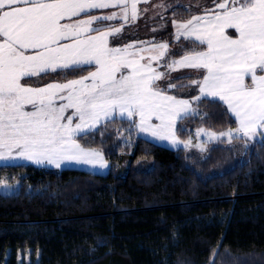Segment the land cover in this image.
<instances>
[{"label": "trees", "instance_id": "1", "mask_svg": "<svg viewBox=\"0 0 264 264\" xmlns=\"http://www.w3.org/2000/svg\"><path fill=\"white\" fill-rule=\"evenodd\" d=\"M84 67L53 78L92 68ZM169 74L159 87L193 107L176 124L180 139L235 131L222 101L180 87L199 74ZM133 121L112 118L78 136L104 153L107 173L0 165V181L18 185L0 190V264H264V137L172 149L142 136Z\"/></svg>", "mask_w": 264, "mask_h": 264}, {"label": "snow or ice", "instance_id": "2", "mask_svg": "<svg viewBox=\"0 0 264 264\" xmlns=\"http://www.w3.org/2000/svg\"><path fill=\"white\" fill-rule=\"evenodd\" d=\"M137 4L138 0H0V160L21 158L57 168L69 161L106 167L99 151L85 149L76 138L116 113L130 121L138 116L139 123H133L142 133L179 142L177 120L193 109L188 100L166 94L167 89L157 84L177 67L202 75L180 87L194 85L202 95L224 102L235 116V131L219 136L231 142L241 136L252 139L258 129L264 130V0H216L214 12L173 21L177 40L183 36L198 42L195 48H206L168 60L163 66L169 72L163 73L152 61L168 55L167 43L139 51H130L135 47L131 44L110 47L109 37L119 35L122 27L93 26L118 18L134 22ZM110 7L119 8V16L113 12L76 19L90 9ZM144 51L154 54L141 63ZM84 66L95 70L66 83H27L58 70H86ZM0 185L7 186L5 181Z\"/></svg>", "mask_w": 264, "mask_h": 264}, {"label": "rangeland", "instance_id": "3", "mask_svg": "<svg viewBox=\"0 0 264 264\" xmlns=\"http://www.w3.org/2000/svg\"><path fill=\"white\" fill-rule=\"evenodd\" d=\"M163 1V2H162ZM159 4H163L164 5V0H148V3H144L143 0H138V4H137V9H138V16L140 17V19L144 22V24H146V31L148 34V36L150 35H153L155 33H158V29L160 28L161 24H168V19H160L159 18V13H163V12H168V5L167 6H164V7H157V5ZM145 9H147L146 11H144ZM90 11L89 15L91 16H103V15H109V14H112L113 12L117 13V15L119 16V13H120V9L119 8H104V9H90L88 10ZM94 12V13H93ZM178 12V10H177ZM176 12V13H177ZM177 18L179 19H183L186 18L184 15L182 14H179L177 13V15H175ZM174 17V16H173ZM89 18V17H88ZM78 19V18H76ZM122 21H118L117 22L115 20L112 21V23H108L106 21H102V22H97V23H94V27L95 26H105L106 24H109V25H114L115 27H117L118 25L121 24ZM165 25V26H166ZM164 26V25H163ZM165 26L163 28H165ZM162 27V26H161ZM131 29V26L129 28H127V30H130ZM169 29V26L168 28ZM125 31H122L119 35L117 36H114V37H109V40L111 41H121L122 38L125 37H130L131 36V33H124ZM130 32V31H129ZM168 33V32H167ZM111 38V39H110ZM114 44H117V43H114ZM162 66V64L160 62L156 63L153 65V67L155 69H159L160 67ZM164 68V72H169V69L165 68L164 66H162ZM166 69V70H165ZM89 70H95L94 67L90 68ZM163 73V70L161 71ZM178 71H171V73H176ZM53 73L54 72H50V75L48 74H42L40 77H33V78H30L27 80V83L32 86V87H44L46 86L47 84L49 83H66L68 80H72V79H79L80 77L82 76H87L88 75V72L85 73V74H82L80 76H76V77H69V78H65V79H56V78H53ZM170 74L167 76V78H169ZM192 80H196L194 79L193 77L190 79V81ZM160 81L157 82L158 86H160ZM162 84V83H161ZM194 86V85H193ZM186 91H189V89H187ZM179 98V97H178ZM57 103H59V101L57 100ZM71 111V110H69ZM127 118L126 116H123L121 117L118 113L114 114L113 115V118ZM135 118V120L137 121V123H139V117H133ZM107 120H103L101 121L99 124L96 125L95 128L93 129H96L98 126H100L101 124L105 123ZM92 130V129H91ZM90 130H86V132H88ZM85 132V133H86ZM216 133L217 136L216 137H213V138H210L208 133ZM139 133L158 143V144H161V145H164L166 147H169V148H172V149H176V148H180V147H188L190 144L187 143L188 141L190 140H187V141H184L182 139L179 138V136L176 134V139L177 143H172L171 140H160L158 138H154L152 137L151 135L147 134V133H142L139 131ZM221 132H216V131H212V130H208V129H201L199 130V132L194 136V138H192V143L199 147V148H204L206 147L207 143L208 142H211L215 139H217L219 137V134ZM84 133H80L78 134L79 135H82ZM78 136H77V142L82 146L84 147L85 149H91V150H96V151H99L102 155H103V158L106 162V167H100L99 165H88V164H83V163H77V162H64L61 164V166L59 167L60 168H78V169H84V170H89V171H92V172H97V173H107L109 171V163L104 155V153L97 149V148H91V147H87V146H84L80 140H78ZM262 136L261 135H258L256 134L254 136V138L252 139H261ZM17 163H33V164H36V165H39V166H44V167H49V168H57L56 166L54 165H50L48 163H42V164H37V163H34V162H31V161H28V160H24V159H21V158H12V159H7V160H0V165H5V164H17ZM7 186H2L0 185V190L2 192H7V193H10V192H15L18 190V185H14L13 183H9V182H6Z\"/></svg>", "mask_w": 264, "mask_h": 264}, {"label": "crops", "instance_id": "4", "mask_svg": "<svg viewBox=\"0 0 264 264\" xmlns=\"http://www.w3.org/2000/svg\"><path fill=\"white\" fill-rule=\"evenodd\" d=\"M167 5L169 7L168 12L159 13V18L160 19H166L167 18L168 19V22H167L168 24L166 25V24L162 23L161 24L162 27L160 26V28L158 29V33H155V34L150 35V36H148V34H146L147 33V31L145 29L146 28V24H144V22L140 19L139 16L137 17V19L134 22L129 21L128 23H125L124 21L120 20L119 18L115 19L116 22H117V20L118 21H122L121 24L118 25L117 27H122V31H125L124 33H131V36L128 37V38L124 36V38H122V40L120 42L119 41H112V40L110 41L109 40V46L110 47H126L127 45L131 44V45H135V47L130 49V51H139L140 48H151L153 45H157V44H160V43H167L168 46H169L168 50H167L168 51V55L165 58H163V59H161L159 61L162 64V66L168 60L181 59L182 56L184 54H186V52H188V51L184 50V52H182L181 55L173 56L174 54H172V50H178V49L181 48V46L184 44V42H188V41H193L194 42V40L193 39H185L183 36H181L180 39L177 40L176 39V28L173 26V21L186 22L187 20H189L193 16H203L205 14L206 10L210 11V12H214V11L218 10L217 7H216V0H164V6H167ZM177 10H179V11L177 12ZM176 12L177 13H179V12L184 13V16L186 18H184V20L183 19L181 20V19L177 18L175 16V15H177ZM89 13H90V11H88L87 13H82L77 18L78 19H88V17L91 16V15H89ZM112 21H106V22L112 23ZM106 25H109V24H106ZM163 25L164 26L166 25L165 28H163L164 27ZM130 26H131V29L127 30V28H129ZM168 26H169V29H167ZM227 31L229 33L234 32L233 29H229ZM112 37H114V36H112ZM114 43H117V44H114ZM195 43H198V42H195ZM205 48H206V46H201L200 48L195 49V50H198V51L199 50H205ZM153 54L154 53H151V52H148V51L141 52L140 55H142L144 57V60H142L141 63H146L148 61V57L153 55ZM136 58H139V57H136ZM156 63H158V62L152 61L153 65L156 64ZM162 66L159 69H156V71L157 72H161L163 70V72H164V68ZM173 71H178V72L192 71V72H196L197 74L200 75V77H201L200 79H202L201 73L199 71H197V70H194V69H187V68H179V67H177ZM165 78H167V77H165ZM166 94L172 95V94H169V93H166ZM199 96L213 98L211 96H204L201 93H199ZM176 98H178V97H176ZM178 99L188 100V99L182 98V97H179ZM216 99H218V98H216ZM188 101L190 102V106L193 109L191 101L190 100H188ZM191 112L187 113L186 115L190 114ZM234 118H235V116H234ZM178 120H177V122H178ZM153 123H158V121L153 119ZM237 124H238V122H237ZM175 132H176V125H175ZM257 134L261 135L262 137H264V130H259L258 129L257 130Z\"/></svg>", "mask_w": 264, "mask_h": 264}]
</instances>
